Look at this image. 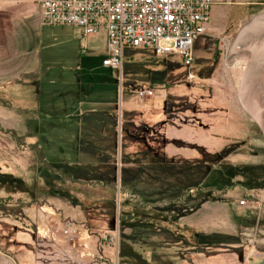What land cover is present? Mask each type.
<instances>
[{
	"label": "rangeland",
	"instance_id": "obj_1",
	"mask_svg": "<svg viewBox=\"0 0 264 264\" xmlns=\"http://www.w3.org/2000/svg\"><path fill=\"white\" fill-rule=\"evenodd\" d=\"M213 3L190 66L126 47L104 68L102 35L89 53L75 28L33 31V67L55 77L38 134L0 126V264L61 256L79 233L102 264H264V0ZM60 208L37 236L33 213Z\"/></svg>",
	"mask_w": 264,
	"mask_h": 264
},
{
	"label": "built area",
	"instance_id": "obj_2",
	"mask_svg": "<svg viewBox=\"0 0 264 264\" xmlns=\"http://www.w3.org/2000/svg\"><path fill=\"white\" fill-rule=\"evenodd\" d=\"M47 27H74L82 38L103 36L102 66L121 69L123 49L151 48L193 62L192 46L206 33L213 0H36ZM163 43L171 46L164 48ZM192 79V75L189 74ZM152 92L144 89L142 95ZM243 201H241L242 203ZM243 204V203H242Z\"/></svg>",
	"mask_w": 264,
	"mask_h": 264
},
{
	"label": "crops",
	"instance_id": "obj_3",
	"mask_svg": "<svg viewBox=\"0 0 264 264\" xmlns=\"http://www.w3.org/2000/svg\"><path fill=\"white\" fill-rule=\"evenodd\" d=\"M41 25L39 8L35 0H0V126L10 125L11 121L14 126L25 124V122H33V130H35L34 136L39 133V122H41V118L39 117L41 114L39 113L41 109L39 103L40 86L42 83H46V87L53 85L54 81H52L51 77H55L48 72L44 73L40 68L33 67V54L35 52L33 50V31H38ZM77 31L80 36L78 29ZM98 36L100 37V35L88 38H82L80 36L83 40V45L78 46L80 51L82 52L85 49L88 50V40L90 38L95 39ZM101 38L103 40V36ZM88 51L91 53V50ZM251 55L256 59L255 53L252 52ZM80 56L79 62L86 55ZM217 71L218 67L215 64L209 74L212 76ZM260 72H264V65L260 68ZM42 77H50V79L48 78L43 81ZM262 77L263 76H259L261 83L264 82ZM46 87L44 90L49 91V88L46 90ZM58 99L61 100V104H58V108L65 111L62 116L65 118L69 117L68 114L70 112H66L68 110L67 104H62V96ZM49 110H52V108ZM25 112H33V116H29ZM51 112L52 113L48 114V117L55 118L58 116L56 113L54 114V111ZM61 122L63 124L66 123L64 121ZM71 123L76 125L75 122ZM7 129L19 131L16 127ZM63 132H65V130H63ZM3 150V146L0 145V153H2ZM0 167L6 168V165H0ZM55 194L56 193H51L50 195L52 196L48 197H56ZM51 201L52 200H45L43 204L52 206L50 204ZM59 211L62 212L61 215L57 214V211H54L55 213H50L44 210L33 213V229L36 230L37 236H41L47 240V235H52L54 233L53 227L55 226L53 223H57L60 218H66L61 208ZM174 250H176V247H174ZM34 252L36 253V251H33V253ZM60 253L61 256L47 259L44 262L33 257V264H85L88 259L91 260L89 264H102L101 250L95 248L90 239L83 233H79L76 237L75 247L72 249L68 246H64V248L61 247Z\"/></svg>",
	"mask_w": 264,
	"mask_h": 264
},
{
	"label": "bare ground",
	"instance_id": "obj_4",
	"mask_svg": "<svg viewBox=\"0 0 264 264\" xmlns=\"http://www.w3.org/2000/svg\"><path fill=\"white\" fill-rule=\"evenodd\" d=\"M45 27H47V26H45ZM122 58H123V55H122Z\"/></svg>",
	"mask_w": 264,
	"mask_h": 264
},
{
	"label": "trees",
	"instance_id": "obj_5",
	"mask_svg": "<svg viewBox=\"0 0 264 264\" xmlns=\"http://www.w3.org/2000/svg\"><path fill=\"white\" fill-rule=\"evenodd\" d=\"M132 48H134V47H132Z\"/></svg>",
	"mask_w": 264,
	"mask_h": 264
}]
</instances>
